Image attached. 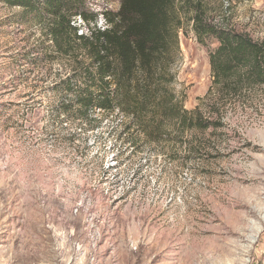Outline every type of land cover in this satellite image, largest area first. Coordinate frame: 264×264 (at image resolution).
<instances>
[{
	"label": "rangeland",
	"instance_id": "374dc122",
	"mask_svg": "<svg viewBox=\"0 0 264 264\" xmlns=\"http://www.w3.org/2000/svg\"><path fill=\"white\" fill-rule=\"evenodd\" d=\"M181 2L172 88L214 125L195 134L194 155L161 141L117 158L99 136L121 118L85 134L60 124L53 88L71 63L0 3V264H264V85L214 94L209 48ZM190 2L264 43V0ZM121 3L89 0L97 26ZM168 148L192 160L168 161Z\"/></svg>",
	"mask_w": 264,
	"mask_h": 264
},
{
	"label": "trees",
	"instance_id": "16d2710c",
	"mask_svg": "<svg viewBox=\"0 0 264 264\" xmlns=\"http://www.w3.org/2000/svg\"><path fill=\"white\" fill-rule=\"evenodd\" d=\"M191 15L198 43L209 48L210 90L236 92L264 85V43L228 25L212 24L200 2L181 0ZM89 0H0L19 9L21 24L36 21L51 54L68 57L70 70L55 86L57 103L52 115L70 120L80 133L98 128L105 116L121 118L99 136L111 138L115 158L139 143H178L184 154L194 155L201 143L195 134L210 129L199 109L187 110L174 92L171 72L181 28L175 0H122L117 13L102 16ZM92 24V27H90ZM87 32L80 33L82 27ZM216 105V104H215ZM102 114L101 117L99 115ZM76 131L67 136L78 140ZM168 161L192 160L172 157ZM182 160V161H183Z\"/></svg>",
	"mask_w": 264,
	"mask_h": 264
}]
</instances>
